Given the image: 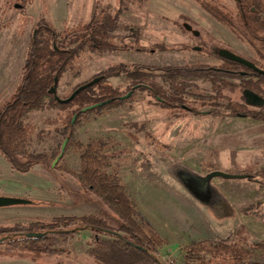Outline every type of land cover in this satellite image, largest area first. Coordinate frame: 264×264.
<instances>
[{
	"label": "rangeland",
	"instance_id": "obj_1",
	"mask_svg": "<svg viewBox=\"0 0 264 264\" xmlns=\"http://www.w3.org/2000/svg\"><path fill=\"white\" fill-rule=\"evenodd\" d=\"M117 11L120 13L119 28L112 36L121 46L125 43L145 48L160 43L191 46L190 36L175 25L178 16L186 15L196 26L227 43L237 53L255 58L250 46L239 41L191 0H31L26 7H22V0H0V111L15 92L41 16L62 31L65 27L88 23L95 15H113ZM120 63L221 65L217 58L191 51L149 54L136 50L99 52L85 49L59 80L58 95L68 98L78 85L105 72L110 65ZM153 79L171 92L169 81L159 74ZM228 80L237 85L242 82L239 78ZM109 82L114 88L131 85L125 76L111 78ZM185 82L211 91L212 85L207 80ZM50 102L46 100L43 109L29 113L24 121L34 126L30 151L51 155L53 164L67 138L66 123L76 107H55ZM156 102L148 93L138 91L118 107H106L80 118L73 138L84 145L92 140H104L109 144L113 154L109 171L119 175L137 209L153 230L168 241L159 249L162 258L170 264H184L185 246L201 240L231 241L240 223L246 226L249 236L264 242V222L245 213L247 208L264 201V187L257 180L214 179L213 184L227 198L234 213L221 217L196 202L165 169L166 165L181 163L201 175L219 170L255 176L264 166V122L242 117L188 116L180 119L171 116V110ZM220 103L225 105L226 101ZM67 147L54 169L42 164L26 174L13 171L10 163L0 155V196L22 197L34 202L1 208L0 235L11 234L5 233L7 227L25 226L32 221L59 216H83L103 209L97 197L79 193L78 180L74 176L81 169V151ZM111 222L114 225L117 220L114 218ZM19 232L25 231L19 228L13 233ZM97 237L88 230L77 233L72 249L80 253L78 259L60 258L46 263L0 260V264H57L64 260L67 264H88L85 253L89 242Z\"/></svg>",
	"mask_w": 264,
	"mask_h": 264
},
{
	"label": "trees",
	"instance_id": "obj_2",
	"mask_svg": "<svg viewBox=\"0 0 264 264\" xmlns=\"http://www.w3.org/2000/svg\"><path fill=\"white\" fill-rule=\"evenodd\" d=\"M191 1L228 29L239 41L250 46L257 58L264 62V0ZM29 3L31 0H22V7ZM119 14L117 11L113 15H95L88 23L73 28L65 27L62 31H58L41 16L31 37L15 92L0 111V155L10 163L13 171L26 174L42 164L51 168L53 157L30 151L34 126L25 123L24 119L29 113L43 109L48 99L51 100V106L76 107L74 114L66 123V135L70 137L67 148L74 147L81 151V169L75 177L81 190L96 196L106 209L101 215L88 213L83 216H59L50 220L32 221L25 226L7 227L5 233L12 234L19 228L25 232H45L81 227L82 231L88 229L98 235L89 242L85 253L88 264H157L139 247L147 248L162 259L159 249L167 245L168 241L153 230L151 224L137 209L119 175L109 171L113 156L109 144L104 140H92L86 145L75 142L73 131L79 119L106 107H118L126 100L122 99L124 96L131 93L129 97L131 98L138 91H142L153 97L158 105L171 110V116L180 119L188 116L221 119L242 117L264 122V110L251 108L244 103L243 97L244 88L255 89L253 81L255 77H260L263 84L264 78L251 72L248 82L245 81L242 85L232 83L228 79L241 77L240 72L245 69L239 63L224 59L219 66L196 64L158 67L120 63L110 65L108 70L96 76L103 79L82 90L71 102L67 104L57 102L49 90L54 86L55 79L60 80L85 49L99 52L136 50L150 53L156 50L183 52L193 50V47L187 45L157 44L145 48L125 43L121 46L113 41L112 36V32L119 28ZM183 21L192 22L187 16L182 15L176 23L182 27ZM202 41L204 42L201 43L200 39H197L196 45L213 57H218L216 51L223 48L233 51L230 45L209 34L207 39ZM251 60L255 63L257 61L255 58ZM157 73H161V76L170 82V93L154 81ZM120 76H125L131 81V85L114 88L109 79ZM195 79L209 81L212 84L211 91L185 82ZM179 80L184 82L178 83ZM221 100L226 101V104H221ZM101 102L108 104L82 112L83 109ZM74 116L76 119L73 124ZM59 154L60 152L57 153ZM208 168L210 170L211 167ZM253 180H257L264 187V166L253 176ZM245 213L264 222V201L247 208ZM109 218L117 219L119 226L112 227L108 222ZM110 230H117L120 233H116L117 236L111 235L108 232ZM76 235V232H68L49 234L42 239L9 240L0 244V260L46 263L60 258L78 259L80 253L72 249ZM101 235H106L107 238ZM182 258L184 264H264V242L249 236L246 226L240 223L233 240L219 242L201 240L192 243L183 248ZM65 262L64 260L57 264H67Z\"/></svg>",
	"mask_w": 264,
	"mask_h": 264
},
{
	"label": "water",
	"instance_id": "obj_3",
	"mask_svg": "<svg viewBox=\"0 0 264 264\" xmlns=\"http://www.w3.org/2000/svg\"><path fill=\"white\" fill-rule=\"evenodd\" d=\"M19 7V6H17ZM188 30H191V26H186ZM219 55L229 61L239 63L243 65L245 68L253 70L255 72L263 73L264 71H261L258 67H256L251 61L248 59L242 57L241 55L232 52L230 50L222 49L219 52ZM103 79V77H96L93 80L86 82L85 84L81 85L79 88H77L68 98H61L58 95V83L59 79H55L54 86L49 90V93L52 94L56 101L60 104H67L71 102L82 90L93 86L94 84L100 82ZM244 95L247 99V103L249 105L255 104L260 97H258L256 94L250 91H245ZM131 96V93L124 96L122 99H128ZM108 102H101L99 104H96L94 106H91L89 108L83 109L82 112H86L88 109H93L97 107H102L107 105ZM76 116L73 118V124L75 122ZM70 141V137H67L62 144L60 154L56 158V160L52 164V169L55 168L56 164L61 160V158L65 154V150L67 147V144ZM166 172L174 179L176 180L182 188L200 205L207 208L209 211H211L216 216H233L232 208L227 200V198L224 196V194L213 184V181L215 178H223V179H253L252 175L248 174H231L226 173L219 170H214L209 172L206 175H201L197 171L181 164V163H174L171 165L165 166ZM34 202L30 199L26 198H20V197H14V196H0V209L6 208V207H12V206H18V205H30ZM223 214V215H222ZM81 227H75L72 229H68L65 231H41V232H19V233H12V234H4L0 235V244L5 243L6 241L13 240V239H42L46 237L49 234H63L68 232H81ZM111 235L117 236L118 234L109 232ZM140 249L146 251L157 264H170L166 262L163 258L161 259L159 256L151 253L147 248L145 247H139Z\"/></svg>",
	"mask_w": 264,
	"mask_h": 264
},
{
	"label": "flooded vegetation",
	"instance_id": "obj_4",
	"mask_svg": "<svg viewBox=\"0 0 264 264\" xmlns=\"http://www.w3.org/2000/svg\"><path fill=\"white\" fill-rule=\"evenodd\" d=\"M206 13V12H205ZM180 16H182V15H180ZM180 16H178V18H177V20L179 19V17ZM186 16V15H185ZM188 17V16H187ZM189 18V17H188ZM190 19V18H189ZM176 20V21H177ZM191 20V19H190ZM192 21V20H191ZM175 24V23H174ZM178 28H180V30L182 31V32H184L185 34H187V35H189L190 36V38L192 39V41H193V44L191 45V47H193V50L191 51V52H197V53H199V54H202V55H205V56H207V57H210V58H213V56L211 55V54H209L208 52H205V51H203V49H202V47H199V46H197L196 44H197V39H200V42L202 43V42H204V41H202V39H204V40H206L207 39V34H209V35H211L210 33H208V32H206L205 30H203V29H201V28H199L198 26H196L194 23H193V21L192 22H186V21H183V22H181V25H182V27H180L179 25H177V24H175ZM186 26H191V30H188L187 28H186ZM213 36V35H212ZM160 44H164V43H160ZM165 45H167V44H165ZM176 45H181V44H176ZM182 45H185V44H182ZM168 46H175V44H173V45H168ZM187 46H189V45H187ZM224 49V48H223ZM222 49H220L219 51L217 50L216 51V53H217V55H218V57H214V58H217V59H219L221 62L223 61V59L224 58H222L220 55H219V52L221 51ZM227 50V49H226ZM231 51V50H230ZM160 52H172V53H176V52H183V51H159V50H156V51H153V53H150V52H142V53H149V54H155V53H160ZM185 52V51H184ZM186 52H190V51H186ZM232 52H235V53H237L236 51H232ZM255 53V52H254ZM237 54H239V55H241L242 57H244V58H246V59H248L249 61H251L256 67H258L261 71H264V62H262L259 58H257V56H256V54H255V59L257 60L256 61V63L255 62H253L252 60H251V58L250 57H246V56H244L243 54H240V53H237ZM224 60H226V59H224ZM152 66H154V65H152ZM167 66H170V65H167ZM243 66V65H242ZM158 67H164V66H158ZM244 67V66H243ZM244 71H242V72H240L241 73V77H239V79L240 80H242V82L239 84V85H242L245 81L246 82H248L249 80H250V73L251 72H254L255 74H257V75H259V76H262L263 78H264V74L263 73H259V72H255V71H253V70H250V69H247V68H245L244 67ZM157 74H159L160 75V77L161 78H163L162 76H161V73H157ZM164 79V78H163ZM200 80H202V79H200ZM254 83H255V89H253V90H251V89H249V88H244L243 89V97H244V103L245 104H247L248 106H250V107H253V108H257V110H264V84H263V82H261V78L260 77H255L254 78ZM212 85V84H211ZM262 88H263V91H262ZM211 89H212V86H211ZM245 91H250V92H253L254 94H256L258 97H260L259 99H258V101L255 103V104H253V105H249L248 103H247V99H246V97H245V95H244V92ZM255 108V109H256ZM57 170H59V171H62V172H65V173H67V174H70V175H73L72 173H70L69 171H66V170H63V169H60V168H58ZM74 176V175H73ZM75 177V176H74ZM76 178V177H75ZM77 179V178H76ZM79 184V183H78ZM79 193H81V195H83V196H89V197H92V195L93 194H91V193H85V192H83L82 190H81V188H80V186H79ZM94 196V195H93ZM96 197V196H95ZM20 198H22V197H20ZM98 202H99V204H100V206L101 207H103V209L99 212V213H96V214H102V212H103V210H104V208L106 209V207H105V205H103L99 200H97ZM112 219H114V218H109L108 219V222L111 224V226L112 227H117V226H119L118 225V221H117V223H114V225L112 224V222H111V220ZM117 220V219H116ZM88 230V229H87ZM87 230H85V231H87ZM108 232H114V233H120V232H118L117 230H110V231H108ZM101 236H103V235H101ZM106 236V235H105ZM111 236V235H110ZM107 237V236H106Z\"/></svg>",
	"mask_w": 264,
	"mask_h": 264
},
{
	"label": "crops",
	"instance_id": "obj_5",
	"mask_svg": "<svg viewBox=\"0 0 264 264\" xmlns=\"http://www.w3.org/2000/svg\"><path fill=\"white\" fill-rule=\"evenodd\" d=\"M198 242V241H197Z\"/></svg>",
	"mask_w": 264,
	"mask_h": 264
}]
</instances>
